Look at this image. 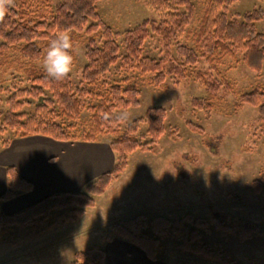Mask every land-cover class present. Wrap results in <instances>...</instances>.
<instances>
[{"label":"rangeland","instance_id":"1","mask_svg":"<svg viewBox=\"0 0 264 264\" xmlns=\"http://www.w3.org/2000/svg\"><path fill=\"white\" fill-rule=\"evenodd\" d=\"M59 1H49L51 11ZM207 1L192 0L195 13L188 26L190 32L197 28ZM97 9L103 21L119 34L143 19L159 20L146 0H102ZM256 9L264 13V0H237L228 7L227 13L231 18ZM255 28L264 33V16L255 23ZM179 42L193 47L186 33ZM117 43L122 57V37L117 38ZM84 53L85 42L78 36L76 61L69 74L74 88L80 84L86 63ZM170 53L178 59L175 48L172 47ZM142 54L157 59L163 56L158 36H149ZM22 63L24 60L13 51L0 63V89L4 90L0 91L1 107L5 108V89L13 91L28 86ZM35 65L45 71L43 60ZM197 73L222 84L208 114L191 105L192 99L206 95ZM125 77L137 86L140 94L139 105L125 109L129 119L120 121L121 128L142 117L149 107L159 106L166 110L165 125L173 128V134L162 136L153 152L130 153L127 166L118 178L110 182L102 195L94 197V206L84 209L76 220L47 229L46 223L66 211L56 209L42 224L33 222L23 230L13 227L0 236V264H71L76 252L86 251L93 245L104 250L103 264H115L109 257L111 253L121 259L122 264H138V258L142 260L139 264H221L181 251L178 240L172 235L162 237L155 257L148 259L138 246L113 234L115 224L135 216L144 219L148 225L144 230L150 232L149 225L157 216L168 220L183 216L208 220L212 211L221 210L233 219L247 220L264 231V196L251 188L252 181L264 174V136L255 122L256 109L248 104L237 105L239 95L249 92L256 84L264 87V63L257 74L242 63L239 53L235 58H223L214 69L199 58L195 67L187 69L184 80L168 74L159 88L151 86L148 78L137 72H125L118 63L94 89L103 91ZM122 110H116L115 114ZM89 115L88 111L81 113L76 129L83 127ZM188 123L199 127L202 133L191 130ZM145 130L142 124L139 134ZM0 138L11 140L8 147L0 145V180L2 184L6 182L4 188L7 185L5 167L10 164L33 184L31 191L1 201L6 213L20 210L51 193L84 191L86 185L109 170L115 160L109 147L111 135L100 136L96 142H59L43 136L19 138L6 130L0 133ZM232 194L238 198H233ZM201 240L210 248L219 243L228 264H264V235L239 240L219 233L210 222Z\"/></svg>","mask_w":264,"mask_h":264},{"label":"trees","instance_id":"2","mask_svg":"<svg viewBox=\"0 0 264 264\" xmlns=\"http://www.w3.org/2000/svg\"><path fill=\"white\" fill-rule=\"evenodd\" d=\"M49 1L14 0L5 20L0 23V63L9 52H16L18 58L24 60L21 66L28 83V86L13 91L5 89V108L1 107L0 100V133L9 130L19 138L43 136L59 142H96L100 136L111 135L109 147L115 160L110 169L87 184L84 191L51 193L11 213L2 210L1 201L31 191L33 184L22 177L15 166H6L7 185L0 195V236L13 227L23 230L33 222L42 224L56 209L66 211L46 223L47 229L76 220L84 209L94 206V197L102 195L110 182L118 178L127 166L130 153L137 150L153 152L162 136L173 134V128L165 125L166 110L159 106L149 107L142 117L135 118L123 129L119 120L103 119L105 113L115 117L116 110L139 105L140 92L128 77L103 91L94 89L118 63L125 72H137L139 76L148 78L149 84L156 88L163 85L168 74L184 80L187 69L195 67L199 58L214 69L223 58H235L239 53L242 63L257 74L264 63V33L257 32L255 28V23L263 18L264 13L256 9L229 18L227 9L237 0H208L198 26L192 32L188 30L195 13L192 0H146L159 20L143 19L120 34L99 15L97 4L102 0H60L53 11ZM60 31H67L71 36L74 62L76 38L83 37L85 42L86 63L76 88L70 75L63 81H56L35 65L44 59L49 41ZM185 33L193 43L192 48L179 42ZM152 34L158 36L161 43L163 56L158 59L142 54L144 43ZM118 37H122V57ZM172 47L178 59L170 53ZM197 76L206 95L192 99L191 105L208 114L218 99L222 84L213 78L205 79L198 73ZM241 104L256 109L255 122L264 136V87L256 84L249 92L239 95L237 105ZM27 108L32 110L26 111ZM83 111L90 115L79 130L76 122ZM142 124L146 130L139 134ZM187 125L191 130L202 133L199 127L191 123ZM10 143V139L0 138L2 147H8ZM251 188L254 193L264 196V174L252 181ZM232 197L238 198L235 194ZM262 213L264 225V208ZM210 222L219 233L233 235L239 240L264 235L258 225L241 218L233 219L221 210L212 211L208 220H192L191 216L168 220L157 216L149 225L150 232L144 230L148 227L144 219L135 216L115 224L113 234L138 246L148 259L155 257L161 238L172 235L178 240L177 246L181 251L228 264L219 243L210 248L201 240L202 232L208 230ZM104 256V250L93 245L86 251L76 252L71 264H103Z\"/></svg>","mask_w":264,"mask_h":264},{"label":"clouds","instance_id":"3","mask_svg":"<svg viewBox=\"0 0 264 264\" xmlns=\"http://www.w3.org/2000/svg\"><path fill=\"white\" fill-rule=\"evenodd\" d=\"M14 0H0V23L5 20L9 8L13 6ZM73 43L67 31L58 32L50 41L43 59V67L47 76L56 80L63 81L73 71L74 57L71 54ZM116 119L126 122L129 119L127 110H122L115 117L105 113L103 119ZM66 264V262H65Z\"/></svg>","mask_w":264,"mask_h":264},{"label":"crops","instance_id":"4","mask_svg":"<svg viewBox=\"0 0 264 264\" xmlns=\"http://www.w3.org/2000/svg\"><path fill=\"white\" fill-rule=\"evenodd\" d=\"M37 143V142H36ZM18 144H21V142H18ZM10 165H13V166H15L14 164H10ZM16 167V166H15ZM5 184H6V182L4 183V184H2V181L0 180V195H1V193L4 191V187H5ZM113 255H115V254H113V253H111L110 254V258L112 259V261H115V264H122L123 262H122V260L121 259H119V258H117V256L115 255V256H113ZM138 264H139V262L140 261H142L140 258H138ZM123 261H125V260H123Z\"/></svg>","mask_w":264,"mask_h":264}]
</instances>
